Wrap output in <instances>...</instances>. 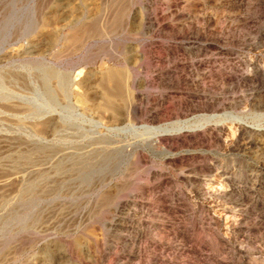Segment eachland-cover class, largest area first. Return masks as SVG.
Here are the masks:
<instances>
[{
    "label": "rangeland",
    "instance_id": "obj_1",
    "mask_svg": "<svg viewBox=\"0 0 264 264\" xmlns=\"http://www.w3.org/2000/svg\"><path fill=\"white\" fill-rule=\"evenodd\" d=\"M0 264H264V0H0Z\"/></svg>",
    "mask_w": 264,
    "mask_h": 264
},
{
    "label": "bare ground",
    "instance_id": "obj_2",
    "mask_svg": "<svg viewBox=\"0 0 264 264\" xmlns=\"http://www.w3.org/2000/svg\"><path fill=\"white\" fill-rule=\"evenodd\" d=\"M68 36V35H67ZM120 76V75H119ZM107 77V76H106ZM110 83V84H112L113 85V89H110L109 87H107L106 88V90H105V94H106V101H105V105H106V107L108 108V109H110L113 113H115L116 114V106H115V104H114V101H113V99H111V97L114 95V93H117V91L118 92H121V83H120V81H119V79H118V77H117V75H109V77H108V80H107V83ZM42 148V147H41ZM41 148H32V150H31V152L33 153V152H37V153H43L44 152V150L43 149H41ZM45 153V152H44ZM24 160L25 161H29V159H30V156L28 155V154H26L24 157ZM82 157H78L77 158V160L75 161V166H79V168H81L83 165H85V164H83L84 163V160H80ZM87 162V161H86ZM30 163V162H29ZM88 163V162H87ZM64 166H63V164L62 163H60V164H58L57 165V170H60V169H62ZM42 171L43 170H36V171H34V173L35 174H37V176H40L41 174H42ZM13 179H15L16 181H19V179H18V177H15V178H13ZM32 187V185H30L29 186V188H31ZM33 188V187H32Z\"/></svg>",
    "mask_w": 264,
    "mask_h": 264
}]
</instances>
